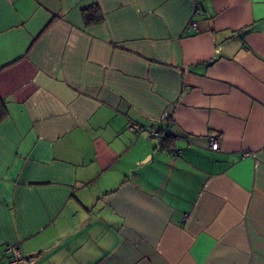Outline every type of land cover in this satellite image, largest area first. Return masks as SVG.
Returning <instances> with one entry per match:
<instances>
[{"label":"crops","instance_id":"crops-1","mask_svg":"<svg viewBox=\"0 0 264 264\" xmlns=\"http://www.w3.org/2000/svg\"><path fill=\"white\" fill-rule=\"evenodd\" d=\"M0 95L1 264H264V0H0Z\"/></svg>","mask_w":264,"mask_h":264},{"label":"trees","instance_id":"trees-1","mask_svg":"<svg viewBox=\"0 0 264 264\" xmlns=\"http://www.w3.org/2000/svg\"><path fill=\"white\" fill-rule=\"evenodd\" d=\"M81 16L86 27L102 22V12L97 4H92L81 9ZM8 116L6 104L0 95V123Z\"/></svg>","mask_w":264,"mask_h":264},{"label":"built area","instance_id":"built-area-1","mask_svg":"<svg viewBox=\"0 0 264 264\" xmlns=\"http://www.w3.org/2000/svg\"><path fill=\"white\" fill-rule=\"evenodd\" d=\"M189 26H195V22H190ZM150 134L156 136V132L154 131V129H151ZM209 143L211 149L216 150L218 148L217 140L214 137H210ZM4 250L11 253L10 259L8 260V264L26 263L18 245L8 244L5 246ZM0 264H1V259H0Z\"/></svg>","mask_w":264,"mask_h":264}]
</instances>
